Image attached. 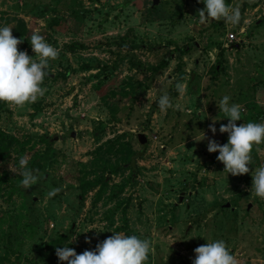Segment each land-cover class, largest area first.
Returning a JSON list of instances; mask_svg holds the SVG:
<instances>
[{
    "label": "rangeland",
    "instance_id": "obj_1",
    "mask_svg": "<svg viewBox=\"0 0 264 264\" xmlns=\"http://www.w3.org/2000/svg\"><path fill=\"white\" fill-rule=\"evenodd\" d=\"M226 2L239 6V24H201L197 0H0V25L21 39L18 50L34 55L33 31L58 50L43 96L23 107L0 102V264H67L56 247L75 236L68 246L77 254L94 250L110 231L147 238L145 264H192L194 249L213 239L237 264H264V199L250 191L264 143L236 176L207 151L209 139L227 142L223 95L242 106L237 125L264 119V0ZM164 93L172 106L161 112ZM21 156L38 169L28 189ZM53 187L61 190L48 197ZM190 191L197 209L179 207L194 203Z\"/></svg>",
    "mask_w": 264,
    "mask_h": 264
},
{
    "label": "clouds",
    "instance_id": "obj_2",
    "mask_svg": "<svg viewBox=\"0 0 264 264\" xmlns=\"http://www.w3.org/2000/svg\"><path fill=\"white\" fill-rule=\"evenodd\" d=\"M204 7L198 9L197 17L201 24L213 20H223L225 24L237 25L241 21L239 6H232L226 0H197ZM21 39L12 35V29L7 25H0V102L10 106L23 107L35 102L43 96L46 89L42 87L44 79L49 75V62L58 56V50L48 43L38 31H33L29 37V43L34 55L30 56L26 51L18 50L17 45ZM177 92L181 95L185 92V85L177 82ZM161 112L172 106L167 93L161 94L156 102ZM219 113L227 119L226 124L219 127L220 133H227V142L217 143L209 139L207 151L216 152V159L223 164L226 175H241L249 172L248 165L252 159L250 153L254 146L264 143V119L258 122H245L237 125L241 120L242 106L237 102H231L229 95H223L217 104ZM216 119V118H215ZM214 134V124L209 125ZM199 141L204 139V133ZM27 161L21 156L18 160L21 180L20 184L28 189L38 182V169L26 167ZM251 194L264 199V164L254 168L251 172ZM61 189L51 188L47 196L52 197ZM111 236L98 243L94 250H85L77 254L69 247L73 236L62 247H56L55 254L58 260L67 264H145L151 249V243L147 238H141L135 234H125L121 231H110ZM195 256L192 264H237L235 256L223 239H213L210 242L199 245L194 249Z\"/></svg>",
    "mask_w": 264,
    "mask_h": 264
},
{
    "label": "crops",
    "instance_id": "obj_3",
    "mask_svg": "<svg viewBox=\"0 0 264 264\" xmlns=\"http://www.w3.org/2000/svg\"><path fill=\"white\" fill-rule=\"evenodd\" d=\"M154 7V6H153ZM227 39V38H226ZM187 46V45H186ZM239 46V45H238ZM176 48V47H175ZM177 48H179V47H177ZM189 47L187 46L185 49H188ZM174 50V49H173ZM173 50H170V51H173ZM170 51H168V53L170 52ZM189 51H191V50H188L187 52H186V54L187 53H189ZM167 53V54H168ZM166 54V55H167ZM173 54H175L174 52H173ZM173 56V55H172ZM164 58V57H163ZM172 59V58H171ZM225 122V121H224ZM204 125H206V122L205 123H203V125L201 126V128H203L204 127ZM200 126L197 124V128H199ZM185 186H186V183H183ZM169 186V183H167L166 185H164L163 187H162V189L163 188H165V187H168ZM220 189L222 190V187H220ZM219 188H218V190H220ZM191 192V194L188 192V197H190L191 196V198L193 199V201H194V199H195V201H194V203H192V204H190V205H188V203L186 202L185 203V201H183L182 202V204L180 203L179 204V207L180 206H187V209H190L191 208V206H193V207H195L196 205H194V204H197V201H196V199H198V195L196 194V192L195 191H190ZM211 194H213L214 192H215V188H213L211 191ZM210 192L208 191L207 193H209L210 194ZM219 192V191H218ZM220 193V192H219ZM201 194H202V192H201ZM184 204H186V205H184ZM226 206H224L225 208H229V205L228 204H225ZM250 205V204H249ZM249 205H248V207L247 208H249ZM179 207H177V208H179ZM176 208V209H177ZM196 209H197V206L195 207ZM168 216H169V218H170V213H168ZM172 218V217H171ZM174 218V217H173ZM166 219H167V217H166ZM165 219V220H166ZM155 220H158L157 218L155 219ZM201 225H203V221H202V224ZM192 225H190L189 226V228L191 227Z\"/></svg>",
    "mask_w": 264,
    "mask_h": 264
},
{
    "label": "trees",
    "instance_id": "obj_4",
    "mask_svg": "<svg viewBox=\"0 0 264 264\" xmlns=\"http://www.w3.org/2000/svg\"><path fill=\"white\" fill-rule=\"evenodd\" d=\"M258 24H259V23H258ZM79 48L82 49V47H79ZM188 50H189V49H185V48H183V49H181V48H177V51H178V55H179V56H181L182 53H185V52H187ZM172 55H173V51H170V52L167 54L166 57H164V58L161 59V61H160V62L158 63V65H157V67H156V68H153V70H154V71H157L158 69L167 66L169 60H170L171 57H172ZM147 88H148V85H147V86H146V85H143V86L141 87V89H140V93L146 91ZM138 92H139V91H138ZM138 92H136L134 96H136V95L138 94ZM154 110H155V106L152 107V109L149 111V116L154 112ZM134 172H136V169L134 170Z\"/></svg>",
    "mask_w": 264,
    "mask_h": 264
},
{
    "label": "water",
    "instance_id": "obj_5",
    "mask_svg": "<svg viewBox=\"0 0 264 264\" xmlns=\"http://www.w3.org/2000/svg\"><path fill=\"white\" fill-rule=\"evenodd\" d=\"M159 2H160V0H152V6H156V5H158L159 4ZM262 21H263V19H259L258 21H257V23H262ZM72 135H74V134H72ZM55 139H58V137H54ZM138 140H139V142H140V144H144L146 141H147V137L144 135V134H139L138 135ZM251 205H249V207H250Z\"/></svg>",
    "mask_w": 264,
    "mask_h": 264
},
{
    "label": "built area",
    "instance_id": "obj_6",
    "mask_svg": "<svg viewBox=\"0 0 264 264\" xmlns=\"http://www.w3.org/2000/svg\"><path fill=\"white\" fill-rule=\"evenodd\" d=\"M226 38L228 42L238 41V38L234 33H228Z\"/></svg>",
    "mask_w": 264,
    "mask_h": 264
}]
</instances>
